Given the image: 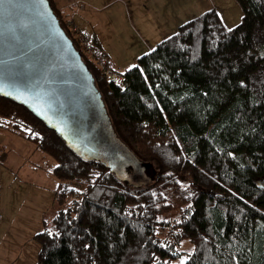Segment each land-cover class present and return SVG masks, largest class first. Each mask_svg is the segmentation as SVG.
Returning a JSON list of instances; mask_svg holds the SVG:
<instances>
[{"label":"trees","instance_id":"16d2710c","mask_svg":"<svg viewBox=\"0 0 264 264\" xmlns=\"http://www.w3.org/2000/svg\"><path fill=\"white\" fill-rule=\"evenodd\" d=\"M49 1L150 182L120 180L0 92V129L57 162L61 209L35 236L36 264H264V0H238L244 15L233 28L216 9L184 23L121 83L99 71Z\"/></svg>","mask_w":264,"mask_h":264},{"label":"water","instance_id":"95a60500","mask_svg":"<svg viewBox=\"0 0 264 264\" xmlns=\"http://www.w3.org/2000/svg\"><path fill=\"white\" fill-rule=\"evenodd\" d=\"M0 92L34 108L84 158L103 160L120 180L150 182L148 165L117 136L82 53L49 0H0ZM92 140L97 150L84 155ZM102 148L112 156L104 158Z\"/></svg>","mask_w":264,"mask_h":264},{"label":"rangeland","instance_id":"374dc122","mask_svg":"<svg viewBox=\"0 0 264 264\" xmlns=\"http://www.w3.org/2000/svg\"><path fill=\"white\" fill-rule=\"evenodd\" d=\"M111 2L112 7L100 15L99 28L102 30L105 49L113 68L121 72L136 65L140 56L151 52L157 44L178 32L184 23L203 15L208 10L216 9L229 28L237 26L244 15L238 0H111ZM97 4L99 8H104V2ZM102 73L110 80L109 76ZM5 145L13 147V151L7 150L10 156L7 159L3 157L0 159V181L3 186L2 189L0 187L3 208L1 219L6 228L13 231L7 232L5 237L4 231H0V264H36L41 242L34 235L42 230H38V227L44 229L42 214L52 207L54 193L60 186V179L54 173L57 162L39 150L38 163L39 168L43 170L40 172L42 176L25 173L24 179L19 175L17 178L11 173L13 169L19 170L18 164L12 160L15 152L27 153L30 156L36 144L15 132L0 131L1 154L2 150H5ZM97 148V141L92 140L83 154L94 153ZM100 152L104 158L112 156L111 152L103 148ZM55 206V209L51 208L46 215V229L53 226V219L61 209L57 201ZM179 207L180 203L177 201L170 215L176 217ZM184 247L189 249L191 245L185 242ZM184 261L185 257L179 264Z\"/></svg>","mask_w":264,"mask_h":264},{"label":"crops","instance_id":"0c3cea01","mask_svg":"<svg viewBox=\"0 0 264 264\" xmlns=\"http://www.w3.org/2000/svg\"><path fill=\"white\" fill-rule=\"evenodd\" d=\"M98 2H104V8H99ZM58 7L62 10L64 13L72 19L74 22L75 26L80 29L81 31H87L90 34L94 35L100 42L102 50L108 55V59L110 61V56L105 49V44H104V39L102 38V30L99 28V21L101 23V17L100 15L105 12L106 9H109L112 7V2L111 0H57ZM112 67V61H110ZM0 131H8L6 129H0ZM11 132V131H9ZM13 132V131H12ZM6 146V145H5ZM7 150L13 151V147H10L7 145L5 147V150H2V154L0 153V159L3 157L7 159V157L10 156ZM19 151H16L14 156H13V162L15 164H18L19 170H11L12 175L16 176L18 178V175L24 179L25 173L28 174H35L38 175L37 177H41L43 172L42 169L39 168V155L40 151L35 145V149L32 152V154L29 156L27 153H18ZM19 171V172H18ZM21 179V178H20ZM0 187L2 189V182L0 181ZM57 191H55L54 195L56 194ZM56 195L54 196V200L52 203V209H55V203H56ZM51 208H48L47 212H43L42 217H44V229L46 230V225H47V217L46 215L50 211ZM2 212L3 208H1V201H0V231H4V237L7 232L13 231L11 229H7L5 226V223L2 222ZM53 216V215H52ZM54 217H52L53 219ZM42 229L41 231H45L43 228L38 227V230ZM40 230L38 232H41ZM33 234V233H32ZM31 234V236H32ZM36 233L35 235H37ZM34 235V237H35Z\"/></svg>","mask_w":264,"mask_h":264},{"label":"built area","instance_id":"2783aa9c","mask_svg":"<svg viewBox=\"0 0 264 264\" xmlns=\"http://www.w3.org/2000/svg\"><path fill=\"white\" fill-rule=\"evenodd\" d=\"M71 29H73L78 40H80L82 51H84L93 61L97 63L99 70L109 76L110 80H115L116 82L121 83L124 79L123 72L115 70L112 66H110L108 55L104 52V50L95 46L93 35L78 29L74 22L71 25Z\"/></svg>","mask_w":264,"mask_h":264},{"label":"flooded vegetation","instance_id":"af4514ba","mask_svg":"<svg viewBox=\"0 0 264 264\" xmlns=\"http://www.w3.org/2000/svg\"><path fill=\"white\" fill-rule=\"evenodd\" d=\"M130 173H131V174H133V173H134V171H133L132 169H130Z\"/></svg>","mask_w":264,"mask_h":264},{"label":"snow or ice","instance_id":"6c2138e0","mask_svg":"<svg viewBox=\"0 0 264 264\" xmlns=\"http://www.w3.org/2000/svg\"><path fill=\"white\" fill-rule=\"evenodd\" d=\"M229 31H231V29H229Z\"/></svg>","mask_w":264,"mask_h":264}]
</instances>
